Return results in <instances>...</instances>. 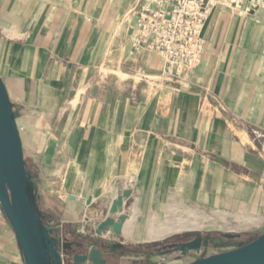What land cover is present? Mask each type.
I'll return each mask as SVG.
<instances>
[{
	"label": "crops",
	"instance_id": "1",
	"mask_svg": "<svg viewBox=\"0 0 264 264\" xmlns=\"http://www.w3.org/2000/svg\"><path fill=\"white\" fill-rule=\"evenodd\" d=\"M143 1L0 0V76L43 222L105 244L107 264H188L225 239L201 234V253L162 256L167 243L143 241L149 217L216 213L240 235L231 249L264 234V36L249 19L264 9H213L201 65L165 82L162 56L134 49ZM125 190L122 234L97 236ZM0 264H26L1 205Z\"/></svg>",
	"mask_w": 264,
	"mask_h": 264
},
{
	"label": "water",
	"instance_id": "2",
	"mask_svg": "<svg viewBox=\"0 0 264 264\" xmlns=\"http://www.w3.org/2000/svg\"><path fill=\"white\" fill-rule=\"evenodd\" d=\"M132 195L125 190L112 203L107 217L98 225L96 235L122 234L127 215L124 203ZM0 205L13 228L26 264H107L103 259L105 244L90 246L69 241L62 230L46 225L32 200V179L27 170L22 139L13 112L7 88L0 76ZM240 235L221 234L223 239ZM208 239L196 234L193 239L166 245L158 251L164 256L172 251L187 256L201 253ZM116 244L112 249L121 248ZM188 264H264V234L258 238L222 253Z\"/></svg>",
	"mask_w": 264,
	"mask_h": 264
},
{
	"label": "built area",
	"instance_id": "3",
	"mask_svg": "<svg viewBox=\"0 0 264 264\" xmlns=\"http://www.w3.org/2000/svg\"><path fill=\"white\" fill-rule=\"evenodd\" d=\"M217 7L246 17L264 9V0H144L135 10V51L147 50L162 56L161 80L184 79L201 65L203 29Z\"/></svg>",
	"mask_w": 264,
	"mask_h": 264
},
{
	"label": "rangeland",
	"instance_id": "4",
	"mask_svg": "<svg viewBox=\"0 0 264 264\" xmlns=\"http://www.w3.org/2000/svg\"><path fill=\"white\" fill-rule=\"evenodd\" d=\"M136 2L139 3L140 0H133V4H135ZM249 19L259 21V27L256 28L255 34L264 36V12L260 15L249 17ZM152 222L153 225L157 226L155 227V229H159V231L162 229L164 230L179 228V230H176V233H174V231L165 236L163 239L158 240V242L160 243L188 240L190 238H193L196 234L207 235L208 233L219 234L220 236H218V239L220 241V239H223L221 238V234L226 233L228 230L227 221L223 216L221 217L216 213H210L209 211H205L203 209H198L196 207L188 205L180 207H170L161 219L149 217L148 220H146L145 233L147 231L148 225ZM224 241L225 246H213V250L211 251V253H222L231 250L230 247L233 245H241L240 242H230L227 239H225Z\"/></svg>",
	"mask_w": 264,
	"mask_h": 264
},
{
	"label": "bare ground",
	"instance_id": "5",
	"mask_svg": "<svg viewBox=\"0 0 264 264\" xmlns=\"http://www.w3.org/2000/svg\"><path fill=\"white\" fill-rule=\"evenodd\" d=\"M134 222H135V219H133V227L135 224ZM130 226H131V224L128 225V227H130ZM155 227H157V226L153 225V222L148 225V228H147V231H146V234H145L143 241H149V242L158 241V240L163 239L168 234H170L174 231H175L174 233H176V230H179V228L178 229L172 228V229H164V230L162 229L159 231V229L157 230V229H155ZM180 231H181V229H180ZM157 258L158 257H154V259H157ZM156 261H158V259Z\"/></svg>",
	"mask_w": 264,
	"mask_h": 264
},
{
	"label": "flooded vegetation",
	"instance_id": "6",
	"mask_svg": "<svg viewBox=\"0 0 264 264\" xmlns=\"http://www.w3.org/2000/svg\"><path fill=\"white\" fill-rule=\"evenodd\" d=\"M67 239L69 240L68 237H67ZM69 241H71V240H69ZM184 241H187V240H182V241L178 240V241H173V242L167 243V244H165V245L162 246V250H163V247L166 246V245L179 244V243H182Z\"/></svg>",
	"mask_w": 264,
	"mask_h": 264
}]
</instances>
